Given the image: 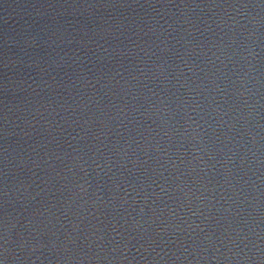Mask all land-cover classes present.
I'll return each mask as SVG.
<instances>
[{"label": "water", "instance_id": "1", "mask_svg": "<svg viewBox=\"0 0 264 264\" xmlns=\"http://www.w3.org/2000/svg\"><path fill=\"white\" fill-rule=\"evenodd\" d=\"M0 264H264V0H0Z\"/></svg>", "mask_w": 264, "mask_h": 264}, {"label": "clouds", "instance_id": "2", "mask_svg": "<svg viewBox=\"0 0 264 264\" xmlns=\"http://www.w3.org/2000/svg\"><path fill=\"white\" fill-rule=\"evenodd\" d=\"M5 235H7V230L5 231ZM5 243H7V241ZM4 251H5V254H7V252H8L7 247H5Z\"/></svg>", "mask_w": 264, "mask_h": 264}]
</instances>
